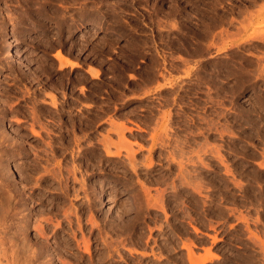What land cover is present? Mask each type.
I'll use <instances>...</instances> for the list:
<instances>
[{
  "label": "rangeland",
  "instance_id": "1",
  "mask_svg": "<svg viewBox=\"0 0 264 264\" xmlns=\"http://www.w3.org/2000/svg\"><path fill=\"white\" fill-rule=\"evenodd\" d=\"M246 7L262 10L258 32L264 0H0V240L30 242H0V260L264 264V39H217L240 33Z\"/></svg>",
  "mask_w": 264,
  "mask_h": 264
},
{
  "label": "bare ground",
  "instance_id": "2",
  "mask_svg": "<svg viewBox=\"0 0 264 264\" xmlns=\"http://www.w3.org/2000/svg\"><path fill=\"white\" fill-rule=\"evenodd\" d=\"M93 2H94V1H93ZM253 3H254V2H253ZM84 4H85V3H84ZM94 4H97V3H94ZM257 4H258V3H257ZM248 5H249V4H248ZM254 5H255V4H254ZM254 7H255V6H253V8H254ZM258 7H261V6L258 5ZM258 7H256L255 10L259 9ZM98 8H99V7H98ZM255 10H253V9L250 8V7H246V8L241 12V14H242V13H245V14H243L244 19L242 18V19H240L241 21L238 22V23H240V24H239V26H240V27H239V28H240V29H239V30H240L239 32H240V33L237 34V33H236L237 31H236V32H235L236 35L233 34V35H232L233 37H229V38H232V39H229V40H228L227 37H228V36H231V34H230V33H229L230 35L225 34L226 36H224V33H226L227 30L224 29V27H223L224 30H221L222 28H220L221 31H223V32H224L225 30H226V31H225L224 33H223V32L220 33V31H218L220 34L218 35L217 39H218L220 42H223V45H222V46H218V50H219V51H220V50L222 51V49H223V48H226L227 46L230 47L229 45H231V44L233 43V41H234V37H236V36L239 37V38L242 40L245 36H247V38H251V37H256V36L259 35V36L262 38V40L264 39V30H263V28H264V26H263L264 23H263V22H262L263 25L261 24L263 27L260 28L261 31H260L259 28H258V30H259L258 32H257V29H256V31L254 30L253 32H249V31L251 30V29L249 30V27H250L251 25H253L254 22H256L257 17H259V15L262 13V10H261V9H260V10H257V11H255ZM241 14H240V16H241ZM263 17H264V16H263ZM263 17H261V18L263 19ZM258 20H259V19H258ZM260 20H261V19H260ZM259 22H260V21H259ZM254 24H255V23H254ZM258 24H259V26H260V23H258ZM255 25H257V24H255ZM252 27H255V26H252ZM256 27H257V26H256ZM198 29H199V28H198ZM236 29H237V28H236ZM253 29H254V28H253ZM253 29H252V30H253ZM204 30H205V29H204ZM262 30H263V31H262ZM208 31L210 32V30H208ZM214 32H215V31H214ZM214 32H213V34H212L213 36H214ZM210 33H211V32H210ZM216 33H217V32H216ZM227 33H228V32H227ZM232 33H233V31H232ZM215 35H216V34H215ZM214 37H215V36H214ZM208 38H209V37H208ZM211 38H212V37H211ZM211 38H210V40H211ZM215 39H216V38H215ZM235 39H236V38H235ZM237 39H238V38H237ZM244 39H245V38H244ZM211 41H212V40H211ZM211 41L209 42V44H211V45H212V43L214 44V43L216 42V41L214 42V40H213L212 42H211ZM250 41H251V40H250ZM252 41H253V40H252ZM254 41H257V40H254ZM242 42H244V41L242 40ZM242 42H240V43H242ZM245 42H246V41H245ZM247 42H249V41H247ZM247 42H246V43H247ZM257 42H258V41H257ZM257 42H256V43H257ZM234 43H235V42H234ZM249 43L251 44V42H249ZM263 43H264V41H263ZM221 44H222V43H221ZM205 45H206V44H205ZM205 45H204V46H205ZM211 45H210V46H211ZM214 45H215V44H214ZM214 45H213V46H214ZM235 45H236V44H235ZM237 45H238V42H237ZM252 45H253V44H252ZM258 45H259V44H258ZM210 46L207 44V46H206L207 48H206V49H208V47H210ZM213 46H212V47H213ZM253 46H256V45H253ZM261 46H262V45H261ZM202 47H203V46H202ZM202 47H201V48H202ZM240 47H241V46H240ZM250 47H252V46H250ZM250 47H249V48H250ZM258 47H260V46H258ZM263 47H264V46H262V48H263ZM213 48H214V47H213ZM215 48H217V46H216ZM244 48H245V47H244ZM247 48H248V47H247ZM228 49H229V48H228ZM253 49H256V48L253 47ZM253 49H252V50H253ZM208 50H209V49H208ZM226 50H227V49H226ZM245 50H246V48H245ZM240 51H241V50H240ZM262 51H263V50H262ZM262 51H261V52H262ZM209 52H210V51H209ZM241 52H242V51H241ZM202 54H203V53H202ZM210 54H211V53H210ZM58 55H59V54H58ZM198 55H199V54H198ZM200 55H201V54H200ZM204 55H205V54H204ZM210 56H212V55H210ZM212 57H213V56H212ZM257 58H258V57H257ZM260 58H261V57H260ZM262 58H263V57H262ZM257 60H259V59H257ZM261 60H262V59H261ZM67 61H68V60H67ZM67 61H65V62L68 63ZM258 62H260V60H259ZM62 64L65 65V63H62ZM189 67H190V66H189ZM189 67H188V69H190ZM2 69H3V68H2ZM186 71H187V70H186ZM195 71H196V70H195ZM197 72H198V71H197ZM186 73H187V75H190L191 71H188V72H186ZM246 73H247V72H246ZM242 74H243V73H242ZM241 76H242V75H241ZM243 76H244V75H243ZM197 84H198V83H197ZM193 87H194V86H193ZM199 88H200V87H199ZM26 92H27V91H26ZM24 97H26V96H24ZM28 97L30 98V96H28ZM35 98H36V97H35ZM25 99H27V98H25ZM207 99H208V98H207ZM32 101H34V100L32 99ZM18 102H19V101H18ZM36 102H37V101H36ZM14 103H15V102H14ZM14 103L12 102L11 106H12ZM16 103H17V102H16ZM34 103H35V102H34ZM34 103H32V104H34ZM17 105H18V104H17ZM18 106H19V105H18ZM8 107H10V106H8ZM13 107H16V106H13ZM36 107H37V106H36ZM11 108H12V107H11ZM9 109H10V108H9ZM30 109H31V108H30ZM0 110H1V109H0ZM7 110H8V109H7ZM15 110H16V109H15ZM15 110H14V111H15ZM31 110H32V111H31ZM31 110H30V111L33 112V109H31ZM1 111H3V110H1ZM21 111H22V110H21ZM3 112H4V111H3ZM22 112H23V111H22ZM18 113H19V112H18ZM20 113H21V112H20ZM34 113L37 114L38 112H36V111L33 112V115H34ZM14 114H15V113H14ZM1 115H2V114H1ZM7 115H8V114H7ZM21 115H22V114H21ZM33 115H32V116H33ZM39 115H41V114H39ZM5 116H6V115H5ZM13 116H14V115H13ZM37 116H38V115H37ZM37 116H35V117H36V118H40L39 116H38V117H37ZM10 117H12V116H10ZM10 117H9V118H10ZM33 117H34V116H33ZM33 117H32V118H33ZM41 117H42V116H41ZM36 118H34L33 121H34ZM17 119H19L18 122H19L20 124H22V121H21V120H23V119L20 120L19 117H17ZM0 120H2V118H1ZM3 120H4V118H3ZM3 120H2V122H3ZM24 120H27V119H24ZM24 120H23V122H24ZM30 120H31V119H30ZM5 121H6V120H5ZM33 121H32V122H33ZM30 123H31V122H30ZM33 123H34V124H33ZM33 123L30 124V125H31L30 127H32V125H35V122H33ZM43 123H44V122H43ZM26 124H27V123H26ZM38 124L40 125V124H42V123H40V121H39ZM43 125H44V124H43ZM49 125H50V124H49ZM1 126H2V124H1ZM34 127H35V126H34ZM40 127H41V126H40ZM40 127H39V128H40ZM47 127H48V126L46 125V128H47ZM32 128H33V127H32ZM49 128H50V127H49ZM49 128H48V129H49ZM1 130H2V128H1ZM31 130H32V132L34 133V130H33V129H31ZM6 131H7V130H6ZM49 131H50V130H49ZM7 132H8V131H7ZM1 133H4V132H0V134H1ZM45 133H46V132H45ZM4 134H6V133H4ZM4 134H3V135H4ZM37 134H39V133H37ZM42 134H44V133H42ZM50 134H51V132H49V134H47V135H45V136H48V135H50ZM3 135H2V136H3ZM7 135H9V134H7ZM39 135H40V134H39ZM53 135H54V134H53ZM4 136H5V135H4ZM16 136H17V135H16ZM37 136H38V135H37ZM50 136H52V135H50ZM0 137H1V136H0ZM43 137H44V136H43ZM16 138H17V137H16ZM16 138L14 139L13 137H11L9 140H12V141L15 142L13 146H15V147H17V148H19V149H22V148H21V144H22V143L19 142L20 140L18 141L19 138H17V140H16ZM151 138H152V137H151ZM3 139H4V137H3ZM24 139H25V138H24ZM76 139H77V138H76ZM76 139H75V140H76ZM0 141H1V140H0ZM4 141L6 142L7 140L4 139L3 141H1V143H2V142L5 143ZM24 141H25V140H24ZM51 141H52V140H51ZM51 141H50V142H51ZM58 141H59V140H58ZM78 141H79V140H78ZM21 142H22V141H21ZM53 142H54V141H53ZM53 142H52V143H53ZM71 142H72V141H71ZM108 142H109V140H108ZM40 143H41V142H40ZM48 143H49V140H48ZM60 143L62 144V142H60ZM74 143H75V142H74ZM76 143H77V142H76ZM78 143H79V142H78ZM109 143H110V142H109ZM6 144H7V143H6ZM42 144H44V143H42ZM53 144H54V143H53ZM81 144H82V143H81ZM105 144H107V147H109V145H111V144H108V143H105ZM4 145H5V144H4ZM4 145H3V147H4ZM25 145H26V143H25ZM50 145H51V144H50ZM50 145L48 144V146H50ZM56 145H57V144H56ZM56 145H55V146H56ZM58 145H60V144H58ZM75 145H76V144H75ZM77 145H78V144H77ZM10 146H11V145H10ZM41 146H42V145H41ZM43 146H44V145H43ZM43 146H42V147H43ZM46 146H47V144H46ZM48 146H47V147H48ZM88 146H90V145H88ZM15 147H13V148H15ZM27 147H28V146H27ZM32 147H33V146H32ZM32 147H28V148H31V149H32ZM34 147H36V146H34ZM38 147H39V146H38ZM60 147H62V146H60ZM64 147H66V146H64ZM81 147H82V146L80 145V148H81ZM110 147H111V146H110ZM0 148H1V147H0ZM24 148H25V147H24ZM36 148H37V147H36ZM74 148H75V146H74ZM78 148H79V146H78ZM80 148L78 149L79 151L82 150V149H80ZM91 148H92V147H91ZM105 148H106V147H105ZM40 149H41V148H40ZM48 149H49V148H48ZM55 149H56V147H55ZM63 149L66 150L65 148H63ZM76 149H77V147H76ZM83 149H84V148H83ZM85 149H86V148H85ZM92 149H93V148H92ZM22 150H23V149H22ZM24 150H25V149H24ZM29 150H30V149H29ZM37 150H38V149H37ZM42 150H43V149H42ZM46 150H47V149H46ZM58 150H59V149H58ZM58 150H57V151H58ZM61 150H62V149H60V151H61ZM74 150H75V149H74ZM104 150H105V149H104ZM108 150H109V152L113 153V151H111V149H108ZM131 150H132L131 147H129L128 150L126 151L127 153H128V151H130V152L128 153V154H130L129 157H131ZM16 151H17V150H16ZM27 151H28V150H27ZM31 151H34V149L31 150ZM52 151H53V150H52ZM67 151H69V150H67ZM83 151H84V150H83ZM92 151H93V150H92ZM9 152H10V151H9ZM36 152H38V151H36ZM44 152H45V151H44ZM48 152H49V151H48ZM48 152H47V155L50 153V152H49V153H48ZM54 152H55V151H54ZM63 152H64V151H63ZM65 152H66V151H65ZM72 152H73V151H72ZM72 152H71V153H72ZM85 152H86V151H85ZM94 152H95V150H94ZM106 152H107V151H106ZM15 153H16V152H15ZM52 153H53V152H52ZM59 153H60V152H59ZM67 153H68V152H67ZM67 153H66V154H67ZM81 153H82V152H81ZM13 154H14V153H13ZM40 154H41V153H40ZM45 154H46V152H45ZM50 154H51V153H50ZM54 154H55V153H54ZM69 154H70V153H69ZM106 154H107V153H106ZM106 154H105V155H106ZM128 154H127V155H128ZM4 155H5V154H4ZM16 155H17V154H16ZM41 155H42V154H41ZM41 155H40V156H41ZM43 155H44V154H43ZM57 155H58V152H57ZM60 155H61V154H60ZM72 155H74V154H72ZM81 155H82V154H81ZM13 156H14V155H13ZM32 156H33V155H32ZM37 156H38V155H37ZM37 156H35V157H37ZM62 156H63V155H62ZM74 156H75V155H74ZM0 157H2V156H0ZM3 157H4V156H3ZM14 157H15V156H14ZM16 157H17V156H16ZM38 157H39V156H38ZM38 157L36 158L37 160H38ZM42 157H43V156H42ZM45 157H46V156H45ZM51 157H52V156H51ZM78 157H80V156H78ZM40 158H41V157H40ZM40 158H39V159H40ZM43 158H44V157H43ZM48 158H50V157H48ZM61 158H62V157H61ZM61 158H60V159H61ZM75 158H76V157H75ZM105 158H106V157H105ZM3 159H5V158H3ZM3 159L0 160V161L2 162ZM45 159H46V158H45ZM50 159H53V157L50 158ZM54 159H55V157H54ZM66 159H67V158H66ZM77 159H79V158H77ZM77 159H76V160H77ZM130 159H131V158H130ZM48 160H49V159H48ZM56 160H57V158L55 159V161H56ZM62 160H63V158H62ZM71 160H72V159H71ZM71 160H69V161L71 162ZM73 160H74V159H73ZM106 160H107V159H106ZM218 160H219V159H218ZM58 161H59V160H58ZM60 161H61V160H60ZM74 161H75V160H74ZM74 161H72V162H74ZM109 161H110V160H109ZM219 161H220V160H219ZM1 162H0V165H1ZM3 162H4V161H3ZM48 162L50 163V161H48ZM51 162H52V160H51ZM65 162H66V161H65ZM76 162H77V161H76ZM36 163H38V162H36ZM43 163H44V162H43ZM43 163H42V165H44ZM46 163H47V162H46ZM49 163H48V164H49ZM58 163H59V162H58ZM66 163H67V162H66ZM80 163H81V162H80ZM2 164L5 165L6 163H2ZM53 164H54V163H53ZM75 164H77V163L74 162V165H75ZM50 165H52V163H51ZM54 165L57 166L58 164H54ZM66 165H67V164H66ZM72 165H73V164H72ZM1 166H3V165H1ZM35 166H36V165H35ZM47 166H48V165H47ZM52 166H53V165H52ZM58 166H59V165H58ZM60 166H61V165H60ZM67 166H68V165H67ZM76 166H78V165H75V167H76ZM79 166H80V165H79ZM79 166H78V167H79ZM78 167H77V168H78ZM5 168H7V167H5ZM64 168H65V166H64ZM70 168H71V167H70ZM77 168H76V169H77ZM0 169H1V168H0ZM73 169H74V167L72 168V170H73ZM48 170H50V169H48ZM48 170H47V171H48ZM61 170H62V169H61ZM74 170H75V169H74ZM77 170H78V169H77ZM77 170H76V171H77ZM1 171H2V170H1ZM1 171H0V172H1ZM5 171H7V170H5ZM50 171H51V170H50ZM78 171H79V170H78ZM80 171H83V170H80ZM87 171H89V170H86V172H87ZM62 172H63V171H62ZM69 172H70V171H69ZM51 173H54V172L52 171ZM60 173H61V172H60ZM66 173H67V171H66ZM70 173H71V172H70ZM70 173H68V174H70ZM73 173H74V172H73ZM73 173H72V174H73ZM81 173H82V172H81ZM83 173H84V172H83ZM41 174H42V173H41ZM47 174H49V171H48ZM61 174H62V173H61ZM72 174H70V175H72ZM38 175H40V174H38ZM42 175H43V174H42ZM42 175H41V176H42ZM63 175H64V174H63ZM63 175H62V176H63ZM70 175H69V176H70ZM75 175H76V174H75ZM82 175H83V174H82ZM85 175H86V173H85ZM3 176H4V175H3ZM3 176H2V177H3ZM41 176H39V177H41ZM52 176H53V175H52ZM55 176H56V175H55ZM55 176H54V179H55ZM65 176H66V175H65ZM69 176H67V177H69ZM76 176H78V175H76ZM80 176H81V175H80ZM86 176H87V175H86ZM0 177H1V176H0ZM6 177H8V176H6ZM6 177H5V178H6ZM34 177H35V176H34ZM67 177H66V179H65L66 181H67ZM73 177H74V176H73ZM73 177H72V178H73ZM82 177H83V176H82ZM36 178H37V177H36ZM59 178H60V177H59ZM59 178L57 177L56 179H59ZM76 178H77V177H75L74 179H76ZM23 179H24V178H23ZM41 179H42V177H41ZM41 179H40V181H41ZM47 179H48V178H47ZM61 179H62V177L60 178V180H61ZM69 179H70V177H69ZM2 180H3V178H2ZM9 180H10V179H9ZM48 180H49V179H48ZM63 180H64V178H63ZM78 180H79V179H77V180H73V181H78ZM82 180H84V179H82ZM73 181H72V182H73ZM3 182H5V185H6V183H7V184L10 183V182L8 183V182H6V181H3ZM23 182H24V181H23ZM60 182H62V181H60ZM60 182H59V183H60ZM63 182H64V181H63ZM198 182H199V181H198ZM201 182H202V181H201ZM11 183H12V182H11ZM76 183H77V182H76ZM174 183H175V182H174ZM26 184H27V181H26ZM60 184H61V183H60ZM60 184H59V185H60ZM66 184H67V183H66ZM69 184H70V183H69ZM74 184H75V183H74ZM199 184H200V183H198V186H199ZM5 185L0 186V188H1V187H4ZM14 185H15V184H14ZM32 185H33V184H32ZM63 185H64V184H63ZM175 185H176V184H175ZM175 185H174V186H175ZM200 185H201V184H200ZM202 185H203V184H202ZM10 186H11V185H8V187H10ZM81 186H82V185H81ZM174 186H173V188H175ZM11 187H12V186H11ZM15 187H16V186H15ZM18 187H19V186H18ZM18 187H17V188H18ZM61 187H62V186H61ZM72 187H73V186H72ZM76 187H77V186H76ZM201 187H202V186H199V188H201ZM4 188H5V187H4ZM12 188H13V187H12ZM17 188H16V189H17ZM26 188H27V187H26ZM33 188H34V187H33ZM64 188L66 189V185H65ZM1 189H2V188H1ZM1 189H0V191H1ZM5 189H7V187H6ZM5 189H4V190H5ZM8 189H9V188H8ZM13 189H14V188H13ZM16 189H14V190L16 191ZM18 189H19V188H18ZM67 189H68V185H67ZM77 189L79 190V188H77ZM77 189H74V190H77ZM147 189H148V188H147ZM149 189H150V188H149ZM197 189H198V188H197ZM4 190H3V192H4ZM9 190L11 191L12 189H9ZM19 190H20V189H19ZM19 190H18V191H19ZM21 190H22V189H21ZM61 190H62V188H60V191H61ZM68 190H70V189H68ZM78 190H77V191H78ZM156 190H158V189L156 188ZM6 191H8V190H6ZM23 191H24V190H23ZM26 191H27V190H26ZM72 191H73V190H72ZM146 191H147V190H146ZM146 191H145V192H146ZM150 191H151V190H150ZM159 191H160V190H159ZM159 191H157L155 195H157ZM200 191H201V190H200ZM24 192H25V191H24ZM66 192H67V191H66ZM165 192H166V190H165V191H164V190H163V191L161 190V191L159 192V195H157V196L161 197L162 199L159 198V199L157 200L158 197L156 198V196H155L156 200H157V201L162 200V202H163V201L165 200L164 198H165V196H166V195H164ZM201 192H202V191H201ZM4 193H5V192H4ZM4 193H1V194H4ZM14 193H15V192H14ZM16 193H17V191H16ZM32 193H33V192H32ZM32 193H31V194H32ZM68 193H69V191H68ZM74 193H75V192H74ZM77 193H78V192H76V194H77ZM146 193L149 194L150 192H146ZM5 194H6V193H5ZM12 194H13V193L11 192V194H10V195H11V196H10L11 198H12L14 195H16V194H14V195H12ZM22 194H23V193H22ZM26 194H27V193H26ZM59 194H60V193H59ZM76 194H74V195H76ZM151 194H152V193H151ZM178 194H179V193H178ZM7 195L9 196L8 192H7ZM19 195H20V192H19ZM19 195L17 194L16 196L19 198V197H21V196H19ZM27 195H28V194H27ZM29 195H30V194H29ZM66 195H67V194H66ZM69 195H70V193H69ZM72 195H73V193H72ZM77 195H80V193H78ZM86 195H87V194H86ZM2 196H3V195H1V197H2ZM5 196H6V195H5ZM8 196H7L6 198L10 200L11 198H8ZM23 196H24V195H23ZM34 196H36V195H34ZM34 196H33V198H35ZM60 196H61V195H60ZM87 196H89V195H87ZM151 196H152V195H151ZM151 196H150V194H149V196L147 195V199L150 197L149 199L151 200V199L153 198V197L151 198ZM163 196H164V197H163ZM176 196H178V195H176ZM26 197H28V196H26ZM26 197H25V198H26ZM29 197H30V196H29ZM66 197H67V196H66ZM13 198H15V197H13ZM70 198H71V196H70ZM70 198H69L68 200H69V201H72V200H70ZM72 198H74V197H72ZM75 198H78V197H75ZM86 198H87V197H86ZM29 199H30V198H29ZM9 200H8V201H9ZM16 200H17V199H16ZM18 200H20V199H18ZM27 200H28V199H27ZM37 200H38V199H37ZM62 200H63V199H62ZM66 200H67V199H66ZM76 200H77V199H76ZM87 200H88V199H87ZM90 200H91V197H90ZM154 200H155V199H154ZM156 200H155V201H156ZM167 200H168V199H167ZM2 201H3V203H4V201H5L4 198L1 199V202H2ZM10 201H11V200H10ZM10 201L8 202V204H5V203H4V204H5L6 206H8V205L10 204ZM74 201H75V200H73V202H74ZM148 201H149V200H148ZM1 202H0V203H1ZM88 202H89V201H88ZM149 202H150V201H149ZM149 202H148V203H149ZM162 202H161V203H162ZM65 203H66V202H65ZM68 203H69V202H68ZM68 203H66V204H67V207H65V208H68V207H69ZM91 203H95V202L92 201ZM91 203H90V204H91ZM157 203H159V205L161 204L160 202H157ZM167 203H168V202H167ZM169 203H170V202H169ZM1 204H2V203H1ZM4 204H3V205H4ZM14 204H15V203H14ZM74 204H75V203H74ZM5 205H4V206H5ZM16 205L18 206V203H16L15 206H16ZM58 205H59V204H58ZM58 205H57V206H58ZM70 205H73V204H71V202H70ZM161 205H162V204H161ZM165 205H166V203H165V204L163 203V205H162L161 207H163V206H165ZM1 206H2V205H1ZM1 206H0V208H1ZM6 206H5V208H6ZM9 206H10V205H9ZM65 206H66V205H65ZM93 206H94V204H93ZM93 206H92V207H93ZM166 206H167V205H166ZM19 207H20V205H19ZM61 207L63 208V206H60V208H61ZM92 207H91V209H92ZM2 208H3V206H2ZM2 208H1V209H2ZM5 208H3L2 211H3ZM8 208H9V207H8ZM8 208H7V211L9 210ZM10 208H11V207H10ZM26 208H27V206H26ZM163 208L166 209L165 207H163ZM1 209H0V210H1ZM27 209H28V208H27ZM56 209H57V208H56ZM68 209H70V208H68ZM30 210H31V209H30ZM60 210H61V209H60ZM62 210H63V209H62ZM66 210H67V209H66ZM66 210H63V211H64V214L68 213V210H67V212H66ZM73 210H74V207H73V209H70L71 212H72ZM75 210H77V212H78V209H75ZM2 211H1V212H2ZM7 211H6V209H5V211H3V212H7ZM58 211H59V206H58ZM70 211H69V212H70ZM79 211H80V210H79ZM8 212H9V211H8ZM11 212H12V211H11ZM11 212H10V213H11ZM65 212H66V213H65ZM77 212H76V213H77ZM13 213H14V212H12V214H13ZM17 213H18V212H17ZM57 213H58V212H57ZM60 213H61V212H60ZM73 213H75V212H72L71 214H73ZM76 213H75V214H76ZM84 213H85V212H84ZM3 214H4V213H3ZM64 214H63V215H64ZM68 214H69V213H68ZM79 214H80V213H79ZM85 214H86V213H85ZM14 215H15V214H14ZM26 215H27V213H26ZM55 215H56V214H55ZM63 215H62V216H63ZM76 215H77V218H78V214H76ZM82 215H83V214H82ZM91 215H93V211H92V214H91ZM12 216H13V215H12ZM24 216H25V215H24ZM64 216H66V215H64ZM69 216H70V215H68L67 218H69ZM74 216H75V215H74ZM1 218H2V216H0V219H1ZM9 218H11V216H9ZM20 218H21V217H20ZM27 218H28V216H27ZM46 218H49V216L45 217V218H44V221H45ZM52 218H53V216L51 215V219H52ZM79 218H80V216H79ZM4 219H5V218H4ZM13 219H14V218H13ZM51 219H50V220H51ZM56 219H57V218H56ZM2 220H3V219H2ZM2 220H1V222H2ZM11 220H12V218H11ZM54 220H55V219H53L52 222H53ZM64 220H65V219H64ZM69 220H75V219H73V218L70 219V218H69ZM69 220H67V221H69ZM77 220H78V219H77ZM77 220H76V221H77ZM93 220L95 221L94 216H93V219L90 218V216H89V221H90V223H91V222L93 223V225L90 226V227H92V228L94 227V224H97V223H98L97 221H96V223H94ZM7 221H8V220H7ZM7 221H6V222H7ZM26 221H27V220H26ZM58 221L61 222V219L58 220ZM80 221H81V220H80ZM80 221L75 222V223H78V224H77V225H78V229H79V227H81V229H82V226H83V225H82V222L80 223ZM82 221H83V218H82ZM1 222H0V223H1ZM4 222H5V220H4ZM60 222L58 223V225H56L57 223L54 224V226L56 225V226L58 227L59 225H61ZM69 222H71V221H69ZM69 222H68V223H69ZM40 223H41V222H40ZM45 223H46V222H45ZM45 223H44V224H45ZM53 223H55V222H53ZM83 223H84V222H83ZM86 223H87V222H86ZM86 223H85V224H86ZM92 223H91V224H92ZM1 224H3V222H2ZM7 224H9V223H7ZM7 224H6V225H7ZM23 224H24V223H23ZM38 224H39V223H38ZM38 224H37V225H38ZM71 224H73V222H72ZM20 225H21V224H20ZM24 225H25V224H24ZM27 225H28V224H27ZM35 225H36V224H35ZM81 225H82V226H81ZM1 226H2V229H3V228H4L3 225H1ZM11 226H12V225H11ZM54 226H53V227H54ZM56 226H55V230L57 229ZM61 226H62V225H61ZM71 226H72V225H71ZM86 226H87V225H86ZM88 226H89V225H88ZM7 227H8V229H9V226H7ZM28 227H29V226H28ZM74 227H75V226H74ZM41 228H42V227H41ZM71 228H72V227H71ZM76 228H77V227H76ZM8 229H6V230H8ZM11 229H12V228H11ZM72 229H74V228H72ZM81 229H80L79 231H81ZM85 229H86V228H85ZM53 230H54V228H53ZM55 230H54V231H55ZM75 230H76V229H74V231H75ZM82 230H83V229H82ZM98 230H99V229H98ZM74 231H73V232H74ZM89 231H90V233H91V230H90V229H89ZM0 232H1V231H0ZM38 232L40 233V235L43 234V232H41V231H38ZM48 232H49V231H48ZM75 232H76V231H75ZM77 232H78V231H77ZM81 232H84V230L81 231ZM81 232H80V233H81ZM1 233H2V235H3V233H7V231H6V232L3 231V232H1ZM39 233H38V234H39ZM41 233H42V234H41ZM84 233H86V232H84ZM47 234H48V233H47ZM58 234H59V233H58ZM75 234L77 235V233H75ZM101 234H102V233H101ZM2 235H0V236H2ZM5 235H7V234H5ZM9 235H10V232H9ZM9 235H8V236H9ZM44 235H45V233H44ZM44 235H42V236H44ZM48 235H49V234H48ZM56 235H57V234H56ZM76 235H75V236H76ZM79 235H80V234H79ZM84 235H85V234H84ZM8 236H7V237H8ZM10 236H12V235H10ZM75 236H74V239L77 240V237L75 238ZM81 236L83 237L82 234H81ZM90 236H91V235H90ZM90 236H89V237H90ZM100 236H101V235H100ZM44 237H45V236H44ZM44 237H43V238H44ZM0 238H1V237H0ZM2 238H3V237H2ZM16 238H18L17 235H16ZM43 238H41V239H43ZM46 238H47V237H46ZM78 238H79V237H78ZM84 238H85V240H86L87 236L85 235ZM91 238H92V237H91ZM11 239H13V238H11ZM14 239H15V236H14ZM18 239H20V238H18ZM26 239H27V238H26ZM7 240H8V238H7ZM15 240H16V239H15ZM20 240L22 241V239H20ZM82 240H84V239H82ZM87 240H88V241H84V242L82 241L83 243H85V244H83V245H84V249H83V250H85L87 253L90 254L91 251H90L89 243L91 244L92 241L89 242V241H90V238H89V239L87 238ZM105 240H106V239H105ZM18 241H19V240H18ZM26 241H28V239H27V240H23V242H26ZM40 241H41V240H40ZM43 241H44V240H43ZM49 241H50V240H49ZM79 241H80V240H79ZM106 241L108 242V240H106ZM0 242H1V240H0ZM12 242H13V244H14V241H12ZM23 242H22V243H23ZM28 242H29V241H28ZM46 242H47V241H45L44 244H45ZM57 242H58V241H57ZM6 243H7V242H5V246H3L4 244L2 245V242H1L2 247L7 248L8 245H7ZM20 243H21V242H20ZM22 243L20 244L21 246L23 245V247H21V248H17L18 245H19L18 242L15 243V244H18L17 247H16V245L12 246L13 244H11V243H10V245H11L12 247L10 248V247H9L10 245H9L8 247H9L10 249H12V248L14 247V251H15V250H16V251L19 250L18 252H20V251L22 250V248H24V246H25V244H24V243L22 244ZM26 243H27V242H26ZM29 243H30V242H29ZM39 243H40V242H39ZM39 243H38V246L40 245L41 248H40V247H36V248H37L36 250H38L37 252H36L35 249L33 250V252H31V251L29 252V253H33L34 256H35L36 258H38V257L41 258L40 256H41V254H43V253H38V252H45V251H46V250L43 251V250H44V248H43L44 246H43V244H41L42 242H41L40 244H39ZM105 243H106V242H105ZM110 243H111V242L109 241L108 244H107V243H106V244H107V245H112V244H110ZM36 244H37V242H36ZM46 244H47V243H46ZM48 244H49V243H48ZM48 244H47V246H48ZM59 244H60V243H59ZM69 244H70V243H69ZM77 244H78V240H77ZM1 245H0V246H1ZM6 245H7V246H6ZM27 245H29V244H26V247H27ZM51 245H52V244H51ZM107 245H106V246H107ZM42 246H43V247H42ZM47 246H46L45 248H47ZM49 246H50V245H49ZM74 246H75V245H74ZM78 246L80 247V243L78 244ZM91 246H92V245H91ZM112 246L115 247L116 244H115V246H114V245H112ZM26 247H25V248H26ZM30 247H31V246H30ZM30 247H29V248H30ZM109 247H110V248H109ZM15 248H16V249H15ZM55 248H56V247H55ZM55 248H54V250H55ZM82 248H83V246H82ZM108 248H109V249H108ZM108 248H107V249L109 250V252L107 253L108 255H109V253H110V255H111L112 252H113V253H114V252L116 253V251H117V250H114V249H116V247L113 249V248H111V246H108ZM20 249H21V250H20ZM26 249L29 250L28 247H27ZM41 249H42V251H39V250H41ZM49 249H50V248H49ZM49 249H48V250H49ZM8 250H9V249H8ZM12 250H13V249H12ZM31 250H32V249H31ZM52 250H53V249H52ZM52 250H51V251H52ZM54 250H53V251H54ZM59 250H60V249H59ZM80 250H81V247H80ZM118 250H119V249H118ZM9 251H10V253H11V250H9ZM16 251H15V253H16ZM23 251H24V250H23ZM55 251L58 252L57 250H55ZM60 251H61V250H60ZM60 251H59V252H60ZM63 251H64V250H63ZM119 251H121V250H119ZM59 252H58V253H59ZM86 252H85V253H86ZM1 253H2V252H1ZM1 253H0V254H1ZM45 253H47V252H45ZM49 253H51V252L49 251ZM60 253H61V252H60ZM60 253H59V254H60ZM63 253H64V252H63ZM117 253H119V252H117ZM189 253H190V255H191V251H190ZM12 254H13V251H12L11 255H12ZM25 254H28V253H25ZM107 254H106V255H107ZM28 255H30V254H28ZM28 255H27V256H28ZM43 255H44V254H43ZM106 255H105V256H106ZM110 255H109V257H110ZM114 255H115V254H113V257H114ZM119 255H120V253H119ZM1 256H5V255H1ZM15 256H16L17 258L15 259V257H14V259L17 261L18 256H17V255H15ZM27 256H26L25 258H27ZM31 256H33V255H31ZM34 256H33V260H34V258H35ZM47 256H48V255H47ZM47 256H46L44 259L47 260V259H48ZM58 256H60V255H58ZM66 256H67V255H66ZM75 256H76V255H75ZM78 256H79V255H78ZM115 256H116V255H115ZM5 257H6V256H5ZM51 257H52V256H51ZM61 257H62V256H60V259H61ZM63 257H64V256H63ZM63 257H62V258H63ZM91 257H92V256H91ZM3 258H4V257H3ZM25 258H24V259H25ZM29 258H31V257L28 256V259H29ZM36 258H35V259H36ZM89 258H90V257H89ZM89 258H88V259H89ZM103 258H104V257H103ZM0 259H1V258H0ZM4 259H6V258H4ZM7 259H8V257H7ZM20 259H21V257H19L18 260H20ZM51 259H52V258H51ZM60 259H59V260H60ZM65 259H66V257H65ZM93 259H94V257H93ZM93 259H92V261H93ZM110 259H111V258H110ZM190 259H191L192 264H194V263H195V259H194V258L192 259V256H191ZM29 260H30V259H29ZM29 260H27V261L29 262ZM42 260H43V258H41V262H43ZM46 260H44V261H46ZM53 260H54V258H53ZM53 260H51V261H53ZM59 260H58V261H59ZM61 260H62V259H61ZM89 260H90V259H89ZM105 260H106V259H105ZM1 261H3V260H0V262H1ZM7 261H8V260H7ZM12 261H13V260H12ZM23 261H25V264H27V263H26V259L23 260ZM38 261H39V260H38ZM47 261H48V260H47ZM64 261H65V260H64V258H63V261H62V262L64 263ZM68 261H69V262H68ZM98 261H99V259H98ZM109 261H110V260H109ZM3 262H5V261H3ZM8 262H10L9 264H13V263H11V261H8ZM14 262H15V261H14ZM35 262H37V261L35 260ZM54 262H55V261H54ZM54 262H53V263H54ZM62 262H61V263H62ZM66 262H68V264H72V263H70L71 261H70L69 259L65 261V264H66ZM72 262H73V264H77V262L75 263V261H72ZM93 262H94V261H93ZM95 262H96V260H95ZM99 262H100V261H99ZM99 262H98V263H99ZM112 262H113V258H112ZM5 263L8 264L7 262H5ZM19 263H21V260H20ZM19 263H18V264H19ZM22 263H23V262H22ZM22 263H21V264H22ZM30 263H32V260H30V262H29L28 264H30ZM39 263H40V262H39ZM78 263H79V261H78ZM0 264H1V263H0ZM14 264H16V262H15ZM32 264H33V263H32ZM35 264H36V263H35ZM42 264H43V263H42ZM46 264H47V263H46ZM48 264H49V263H48ZM80 264H81V263H80ZM89 264H94V263L89 262ZM101 264H102V263H101Z\"/></svg>",
  "mask_w": 264,
  "mask_h": 264
}]
</instances>
